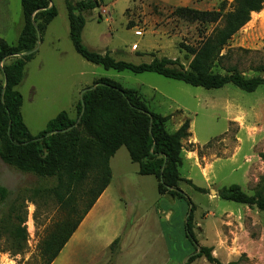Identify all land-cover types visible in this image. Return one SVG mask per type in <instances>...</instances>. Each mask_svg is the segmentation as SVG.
<instances>
[{
    "label": "rangeland",
    "instance_id": "obj_1",
    "mask_svg": "<svg viewBox=\"0 0 264 264\" xmlns=\"http://www.w3.org/2000/svg\"><path fill=\"white\" fill-rule=\"evenodd\" d=\"M94 1L97 3L91 8L82 6L85 25L81 42L86 48L109 52L115 60L134 64L149 63L154 58L177 59L176 64L170 65L176 70L186 69L193 51L221 24L222 14L232 3V0ZM51 4L56 16L41 37L38 34L37 52L25 63L22 78L15 86L22 97L20 113L29 133L36 136L61 111L75 118V106L82 92L98 78H108L136 90L149 110L169 115L166 121L169 132L189 119L199 143L192 139V134L181 141L183 159L179 175L189 177L203 190L183 181L178 187L194 206L191 224L198 246L210 247L212 256L223 263L238 260L239 264H264V211L218 196L219 189L231 184L252 195L264 177V85L253 92L242 91L232 84L205 89L153 72L135 74L106 69L75 51L65 1L51 0ZM23 25L20 0H0V39L9 45L16 44ZM222 53L227 54L224 67L235 64L244 77L264 75L253 70L264 64V7L251 14ZM18 56L4 59L0 68ZM109 166L111 210L103 216L96 215L94 223L100 225L87 230L72 254L70 244L51 264H61L62 258H66L63 264H184L193 252L184 230L186 200L159 194L156 178L139 174L138 165L130 160L124 146L112 156ZM54 184L52 178L21 172L0 158V185L10 190L0 204V216L12 203L20 212L25 209L23 224L27 233L25 248L17 254H13L8 239L0 233V264H43L40 241L65 218V211L53 198L34 197L33 202L30 198L34 188ZM82 207L79 204V209ZM111 236L110 242L118 237L117 242L103 250V244ZM255 240L260 241L258 245H254ZM243 245L246 251L241 252ZM256 248L258 254L249 253ZM191 264L214 263L200 257Z\"/></svg>",
    "mask_w": 264,
    "mask_h": 264
},
{
    "label": "trees",
    "instance_id": "obj_2",
    "mask_svg": "<svg viewBox=\"0 0 264 264\" xmlns=\"http://www.w3.org/2000/svg\"><path fill=\"white\" fill-rule=\"evenodd\" d=\"M69 23V36L75 51L87 61L100 64L106 69L130 71L138 74L153 72L163 77L182 81L191 86L217 89L232 84L245 92H253L264 85V75L244 77L238 67L223 66L227 57L222 53L229 40L250 20L253 12L264 7V0H232L230 9L221 17V24L214 27L204 38L188 62L186 69L176 70L170 65L177 59H152L149 63L134 64L115 60L109 52L90 51L81 42L85 25L82 12L84 4L91 8L94 0L73 3L64 0ZM24 25L16 44L9 45L0 39V62L8 57L16 59L1 68L3 84L0 85V158L21 172L32 173L40 178H52L55 184L49 188H34V197L53 198L65 211V218L41 239L39 247L43 264H51L69 240L87 212L111 180L110 158L122 146L132 162L138 165V173L152 175L157 180V192L172 198L186 200L188 214L184 223L185 235L193 245V252L184 264L204 257L214 264H239L238 260L223 263L212 256L210 247H199L192 233L190 198L178 187L186 182L194 189L190 179L179 175L182 164L181 141L191 136L189 119H185L174 131L166 129L169 115H161L148 109L136 90L124 88L108 78H98L81 94L75 108L77 116L70 118L66 111L50 119L46 128L33 136L24 124L20 107L21 94L15 86L22 78L25 63L37 52V43L48 23L56 16L51 0H20ZM38 34L40 37H38ZM223 69V72L215 69ZM264 72V64L254 67ZM77 127H82L79 131ZM10 190L0 185V204ZM225 200L255 206L264 211V177L252 195L239 185L231 184L218 190ZM79 204L83 205L79 209ZM26 210L22 212L12 203L0 216V233L7 238L13 254L20 253L26 244ZM118 240L115 238L110 247Z\"/></svg>",
    "mask_w": 264,
    "mask_h": 264
},
{
    "label": "crops",
    "instance_id": "obj_3",
    "mask_svg": "<svg viewBox=\"0 0 264 264\" xmlns=\"http://www.w3.org/2000/svg\"><path fill=\"white\" fill-rule=\"evenodd\" d=\"M191 126H192V123L190 122V127H189V130L190 131H191ZM191 134H192V136H191L192 139L194 141H196L197 143H199L197 137L195 136V134L192 131H191ZM111 177H112V174H111ZM187 179H190V178L187 177ZM111 181H112V179L110 180L109 184L104 189V191L101 193V195L97 198V200L95 201V203L93 204V206L91 207V209L87 212V214L85 215V217L83 218V220L80 222V224L78 225V227L76 228V230L73 232V234L71 235V237L69 238V240L64 245V247L66 248V246L68 247L71 244L72 248H70L69 254H72L73 247L75 246V244H79L81 238L87 234L86 232H87L88 229H90L92 227H97V226L100 225V223L99 224L98 223H96V224L94 223V221H95L94 219H95L96 215L97 216H99V215H102L103 216V215H105L106 213H108L111 210L110 209V204H109V196H108V191H109V188L111 186ZM97 218H99V217H97ZM82 227H84V230H82ZM113 236L107 238L106 242L102 246V249L103 250H106V249L110 248V244L112 243V242H110V239H112ZM262 239H263V236L260 238V240H262ZM259 242L260 241H256L255 240L254 245H258ZM246 245H248V244H246ZM246 245H243V247L240 249V250H242L241 252L246 251ZM63 248L61 249V251L63 250ZM258 250L259 249H257V248L255 250H253V251H251V249H250V252L249 253L252 252L251 254H258L257 253ZM101 259H102V257H101ZM65 260H66V258H62L61 259V264L65 263L66 262ZM92 260H94V255L92 257ZM101 261L104 262V259H102ZM105 262H107V261H105Z\"/></svg>",
    "mask_w": 264,
    "mask_h": 264
},
{
    "label": "water",
    "instance_id": "obj_4",
    "mask_svg": "<svg viewBox=\"0 0 264 264\" xmlns=\"http://www.w3.org/2000/svg\"><path fill=\"white\" fill-rule=\"evenodd\" d=\"M211 192H215L213 189H211ZM216 194H217V192H216Z\"/></svg>",
    "mask_w": 264,
    "mask_h": 264
},
{
    "label": "built area",
    "instance_id": "obj_5",
    "mask_svg": "<svg viewBox=\"0 0 264 264\" xmlns=\"http://www.w3.org/2000/svg\"><path fill=\"white\" fill-rule=\"evenodd\" d=\"M138 33H139V31H138Z\"/></svg>",
    "mask_w": 264,
    "mask_h": 264
},
{
    "label": "bare ground",
    "instance_id": "obj_6",
    "mask_svg": "<svg viewBox=\"0 0 264 264\" xmlns=\"http://www.w3.org/2000/svg\"><path fill=\"white\" fill-rule=\"evenodd\" d=\"M254 13V12H253Z\"/></svg>",
    "mask_w": 264,
    "mask_h": 264
}]
</instances>
